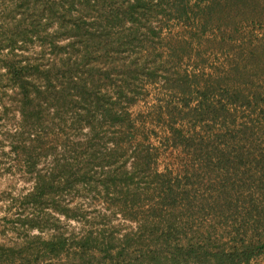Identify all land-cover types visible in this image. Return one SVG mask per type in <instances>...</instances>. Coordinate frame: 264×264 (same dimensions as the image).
I'll return each instance as SVG.
<instances>
[{"label":"rangeland","instance_id":"rangeland-1","mask_svg":"<svg viewBox=\"0 0 264 264\" xmlns=\"http://www.w3.org/2000/svg\"><path fill=\"white\" fill-rule=\"evenodd\" d=\"M205 4L0 0V264H77L125 234L147 250L157 187L198 165L169 140L205 133L190 90L264 92V0Z\"/></svg>","mask_w":264,"mask_h":264},{"label":"trees","instance_id":"trees-1","mask_svg":"<svg viewBox=\"0 0 264 264\" xmlns=\"http://www.w3.org/2000/svg\"><path fill=\"white\" fill-rule=\"evenodd\" d=\"M203 1L207 18L215 17L220 0ZM224 2L235 5L245 0ZM13 75L25 98L27 82L17 70ZM190 91L196 92L197 102L190 107L186 100L184 106L205 133L172 128L169 140L191 154L192 164L197 161L198 165L190 173L184 170L183 177L166 179L169 172L157 174L166 180L157 187L158 200L150 208L156 220L150 246L144 251L139 247L141 237L125 234L118 248L107 240L104 246H93L85 259L86 245L90 246L85 239L77 264H127L126 259H135L133 264H143L144 259L148 264H252L264 254V129L259 126L264 118V92L225 89L218 93L211 86ZM203 189L206 196L195 197ZM43 244L57 252L52 241Z\"/></svg>","mask_w":264,"mask_h":264}]
</instances>
